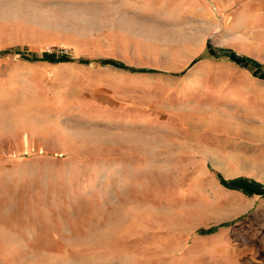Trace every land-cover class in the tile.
I'll return each mask as SVG.
<instances>
[{"label": "rangeland", "instance_id": "374dc122", "mask_svg": "<svg viewBox=\"0 0 264 264\" xmlns=\"http://www.w3.org/2000/svg\"><path fill=\"white\" fill-rule=\"evenodd\" d=\"M250 5L0 0V264H264V193L229 187L264 192L251 142L184 83L217 50L264 81Z\"/></svg>", "mask_w": 264, "mask_h": 264}, {"label": "crops", "instance_id": "0c3cea01", "mask_svg": "<svg viewBox=\"0 0 264 264\" xmlns=\"http://www.w3.org/2000/svg\"><path fill=\"white\" fill-rule=\"evenodd\" d=\"M252 2H256L260 8H264V0H210L211 5L217 9L223 7V9L229 11L230 7H239L243 15L242 21H250L247 11ZM202 3L205 4L204 8L209 9L207 3ZM253 13L254 17H259V11ZM208 14H211V12H208ZM257 17L255 21L262 22ZM232 42L230 41L228 44ZM218 52L217 50L216 53L212 54V58L203 60L201 64L196 65L190 70L184 79L185 86L189 84L195 85L196 87L191 90L193 94L201 95L203 93L207 99L212 100L213 98L214 100L212 102L216 107L211 104L207 107H202V110L198 112L200 119L208 118L210 121L214 120L218 122V132L209 131V136L235 143L243 140L251 142L249 143V147L252 151V161H256L260 167L251 175V178H256L264 184V81L254 78L252 74L250 75L246 70L239 68L235 63L231 62V59H233L232 53ZM220 54L222 58H225L224 60L217 58ZM182 79H177L176 81H181ZM235 92L238 93L237 97L229 96L235 94ZM225 95L227 96L225 97ZM239 97L244 101H251L253 99L254 103L257 102L259 104L257 105L256 103V107L250 117L242 116L238 120L237 117L231 116L228 110L237 109V103L234 105L231 102L233 99L234 101L235 99L238 100ZM248 124L253 127H250ZM172 126L175 127V125ZM190 127L192 126L189 125ZM192 128L196 127L193 126ZM193 132L196 135L204 134L203 130L200 129ZM253 153H255V156H253Z\"/></svg>", "mask_w": 264, "mask_h": 264}, {"label": "trees", "instance_id": "16d2710c", "mask_svg": "<svg viewBox=\"0 0 264 264\" xmlns=\"http://www.w3.org/2000/svg\"><path fill=\"white\" fill-rule=\"evenodd\" d=\"M61 58H64L63 56H60ZM59 57V58H60ZM48 58H53L52 55H49ZM237 60L239 61H243L241 58H237ZM230 188H235V189H240L242 191H244L245 193L249 194V195H255V194H263V189L261 187H259L258 185L254 184V185H250L247 184L245 182H234V184H230L229 186Z\"/></svg>", "mask_w": 264, "mask_h": 264}]
</instances>
